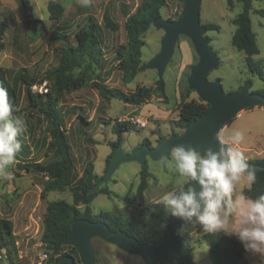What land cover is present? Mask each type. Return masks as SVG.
<instances>
[{
  "label": "rangeland",
  "instance_id": "374dc122",
  "mask_svg": "<svg viewBox=\"0 0 264 264\" xmlns=\"http://www.w3.org/2000/svg\"><path fill=\"white\" fill-rule=\"evenodd\" d=\"M26 1L31 9L30 12L22 7L21 0H0V23L6 24L2 35L4 42H0V69L7 71V83L17 96L18 112L13 114V117H21L26 120L27 124L26 131L18 136L21 151L17 154V163L9 169L11 177L8 178L0 173V219L9 220L13 226L12 234L8 238L10 242L8 261L32 264L36 260L37 252L45 251L40 239L46 201L64 200L72 203V194L69 190L53 191L48 194L47 200H44V197L37 204L39 189H42L45 183L44 176L31 169L27 171L25 167L35 162L44 164L55 158L53 152L48 154L51 124L43 114L29 108L26 87L20 81V75H26L29 79H38L49 89L56 109L62 117L63 128L67 132V140L74 158L75 179H78L88 163H93L95 174L103 175L106 157L112 151L107 144L117 140V135L111 130L115 120L128 121L136 126L132 122L137 119L135 116L148 118L147 110L152 112L151 115L154 117L167 118L169 115L170 119H175L179 100L188 101L191 97L199 99L195 93L189 96L187 92V79L199 57L192 47L191 58L187 62L183 61L179 47L183 40L189 41V38L185 35L179 36L174 54L163 74L166 98L164 100L160 98L159 102H150L143 107L141 112L133 111L138 106L131 107L117 99L100 98L98 91L91 83H87L83 88L72 93L57 92L54 88L53 77L47 78L46 74L48 70L57 66L60 50L66 45L75 47L77 34L87 29L90 24H96V34L99 39V44L91 58L92 66L95 68L94 73L98 75L95 77L97 82L109 80L106 83L108 87L120 88L125 93L133 92L136 86H154V81L158 76L154 70H145V66L148 60L159 52L165 32L160 27L151 26L148 29L143 36L145 42L142 47L141 65L143 68L137 78L125 85L121 79L123 73L118 69L115 52L120 45L126 44L124 30L126 16L136 10L141 0H90L88 6H83L81 0ZM166 1L171 4L172 0ZM51 3L62 7V12L56 19L49 14L48 5ZM243 6L241 0H233L232 8L227 6L226 0H202L200 5V25L218 26V30L203 33L204 37L209 38V45L218 58L217 67L208 74L207 79L209 81L219 80L225 94L236 92L246 84H249L250 92L264 90V81L258 75L249 72L244 53L237 51L231 44L236 28L233 20L242 11ZM181 8L184 10V2ZM248 9L259 49V54L253 59L262 66L264 71V16L257 14V10L264 11V0H251ZM160 14L162 20L171 21L168 19V5L161 9ZM106 17L115 29L106 25ZM55 35H65L67 40H53ZM91 60L85 59L83 67ZM180 68L182 72L179 77ZM79 72V68L75 69L74 76H77ZM178 89L182 90L180 98L177 93ZM256 107L258 106L244 108L242 111L246 114H242V118L234 117L230 127L223 134V127H221L218 130V139L220 140L221 136L228 139L232 131L241 130L245 133V139L240 145L250 146L255 151L263 150L259 159L264 160V131L257 127L260 119L256 116L257 118L253 117L252 123L245 121L251 114H259L264 119V112H251ZM172 121L173 119L170 122H163L160 128L153 122H149L144 129L136 126L141 130L123 133L120 150L126 154L137 150L143 140H150L152 129L160 130L163 136H166V133L172 134V132L182 133L183 129L174 126ZM248 155L255 156L253 152ZM142 167L134 161L119 162L111 173V181L104 185L113 195L97 194L90 205L92 213L94 215L121 213L127 205V200L138 213L142 203L137 201L133 194L139 184V172ZM144 167L153 175L150 180L152 185L150 190L154 189L158 193L165 194L176 181V173L171 161L164 168L160 162L148 159ZM240 184L248 186L244 182L238 185ZM101 185L95 190L101 188ZM132 186V195L128 199V191ZM79 208L83 211L84 206H79ZM150 213V216L138 215V224L153 241L151 245L164 234L166 228H162L161 224H166L165 221L172 218L168 217L169 214L165 209L157 211V208L153 206L150 207ZM145 217L150 219L146 221ZM200 227L199 224H193L187 226L184 232L192 239L190 249L194 262L210 264L208 247L200 236L202 232ZM90 247L94 255V264H145L139 254L128 253L100 237H91ZM65 252L74 259L75 264H83L74 245L66 244ZM8 261H0V264H6ZM245 263L264 264V261L258 256L245 252Z\"/></svg>",
  "mask_w": 264,
  "mask_h": 264
},
{
  "label": "trees",
  "instance_id": "16d2710c",
  "mask_svg": "<svg viewBox=\"0 0 264 264\" xmlns=\"http://www.w3.org/2000/svg\"><path fill=\"white\" fill-rule=\"evenodd\" d=\"M241 1L244 6L242 11L233 20L236 28L231 38V44L237 51L244 53L249 72L258 75L264 81L262 66L253 59L254 56L259 54V49L257 47L255 33L252 30L248 4L246 0ZM226 2L227 6L232 8L233 0H226ZM21 4L25 10L28 12L31 11L26 0H21ZM165 5L166 0H141L136 10L126 16L124 24L126 44L120 45L115 52L118 69L123 73L122 82L124 84L132 82L142 70V47L145 45L143 36L152 26L153 22L161 17L160 11ZM48 10L51 17L56 19L62 12V7L51 3L48 5ZM257 14L263 17L264 11L257 10ZM105 21L106 25L115 29V26L110 23L107 17ZM203 27L205 32L218 30V26L212 24H205ZM5 28L6 24L0 23V36L4 34ZM57 39L67 40V37L65 35H55L53 40ZM205 39L208 43L210 42L209 38L205 37ZM76 40L77 45L75 47L66 45L60 50V58L57 66L48 70L46 74L47 78L53 77L54 88L57 92L72 93L83 88L87 83H91L98 91L100 98L104 100L117 99L124 104L132 106L145 104L153 97L163 100L166 98L163 79L156 80L153 87L137 86L131 93H125L118 88L108 87L104 84V81L97 82L95 77L98 75L94 73L95 68L92 66L91 60L99 44V39L96 34V24L92 23L87 29L81 30L77 34ZM88 58L91 60V64L89 63L83 67L85 59ZM78 68L80 72L77 76H74L73 71ZM6 77L7 71L0 69V87L8 90L9 100L14 108L13 115L18 112L17 96L13 88L7 83ZM20 81L26 87L29 108L37 110L50 121L51 128L49 131L50 141L48 143V154L53 152L55 155L52 161L44 164L39 162L31 163L25 169L27 171L31 169L35 173L47 177L41 191V199L52 191L63 192L69 190L72 194V203H67L64 200H56L46 204L43 230L40 239L41 245L49 254L48 260L44 264H58L62 258L68 256L65 252L66 242L71 235L73 223L78 220L101 222L106 224L112 232L121 231L136 238L140 243H152L153 241L140 228L138 218L133 216L122 218L109 213L92 215L89 208V205L97 194L113 195L106 187L98 190L95 189L105 179L109 161L115 150L121 145L122 134L138 130L137 127L128 121L115 120L111 130L117 135V140L108 144L112 151L106 157L103 175L97 176L94 172L93 163H88L82 175L78 179H75L74 158L67 140V132L63 128L62 117L56 109L54 99H52L49 91L42 94H33L31 92V86L39 83L38 79H29L26 75L21 74ZM187 92L191 91L187 88ZM255 93L264 97V90L255 91ZM208 110L209 105L199 99L181 101L178 107V120L174 121L173 124L180 129H185ZM143 144L150 145V142L145 139L141 145ZM249 161L261 166L262 169L255 172L256 180L251 188L244 189L242 193L255 198L259 194H264V160L253 159ZM151 177L152 175L148 172L147 168L143 166L139 172V184L135 193L137 201L143 199V192L146 190ZM79 206H84L83 211L80 210ZM153 207L158 208L157 205H153ZM139 215L150 216V209H141ZM168 217L173 218L170 215ZM12 231V223L6 219H0V250H6L7 261L9 260L8 247L10 244L8 238L11 236ZM201 238L207 244L210 264H246L243 262L245 254L244 247L234 236H226L223 233H204ZM184 239L191 247L192 239L185 232ZM8 264L25 263L8 261Z\"/></svg>",
  "mask_w": 264,
  "mask_h": 264
},
{
  "label": "clouds",
  "instance_id": "9594fccd",
  "mask_svg": "<svg viewBox=\"0 0 264 264\" xmlns=\"http://www.w3.org/2000/svg\"><path fill=\"white\" fill-rule=\"evenodd\" d=\"M88 6L90 0H81ZM13 105L8 90L0 87V173L10 178L9 169L17 163L21 151L18 136L26 131V120L13 117ZM245 139L241 130L231 132L227 140H218V149L211 147L203 152L188 145H175L160 163L167 167L171 161L176 181L164 194L159 204L174 218L183 221L178 234L185 226L199 224L205 233H223L234 236L245 252L264 261V194L255 198L243 193L234 195L237 185L246 179L249 188L255 183V170L249 166L239 150ZM194 184L199 185V191ZM150 218L145 217L148 221ZM166 228V224H161Z\"/></svg>",
  "mask_w": 264,
  "mask_h": 264
},
{
  "label": "water",
  "instance_id": "95a60500",
  "mask_svg": "<svg viewBox=\"0 0 264 264\" xmlns=\"http://www.w3.org/2000/svg\"><path fill=\"white\" fill-rule=\"evenodd\" d=\"M201 1L183 0L184 10L177 21L162 20L160 17L153 22L156 27L164 30L165 35L161 40L159 53L149 62L148 67L156 69L161 79L177 37L179 35L188 36L199 57L197 64L191 68L187 79L188 87L197 94L200 100L209 105V110L189 124L181 134L160 138L155 147L143 144L130 154L124 153L118 147L109 161L103 182L108 179L119 162H141L145 156L160 161V156L167 155L175 145H190L201 152L209 147L218 149V130L221 127L236 117L238 112L244 108L264 105V97L258 93L250 92L249 84L244 85L239 91L225 94L218 80L213 82L207 80V74L217 67L218 58L203 36L205 29L199 22ZM246 2L249 6L251 0H246ZM247 163L255 172L262 169L261 166L253 164L249 160ZM194 187L199 191L198 184H194ZM182 224L183 221L179 218L169 219L166 221L167 227L163 236L156 243L150 245L140 243L136 238L121 231L112 232L104 223L78 220L73 223L71 235L66 244H72L77 248L83 264H94V255L90 247V238L93 236L100 237L128 253L139 254L145 264H196L191 257L190 246L184 239V232L178 234ZM59 264H75V261L71 256H65Z\"/></svg>",
  "mask_w": 264,
  "mask_h": 264
},
{
  "label": "crops",
  "instance_id": "0c3cea01",
  "mask_svg": "<svg viewBox=\"0 0 264 264\" xmlns=\"http://www.w3.org/2000/svg\"><path fill=\"white\" fill-rule=\"evenodd\" d=\"M167 2V1H166ZM165 7V6H164ZM163 7V8H164ZM152 26L153 27H156V25H154V24H152ZM179 36H181V35H179ZM178 36V37H179ZM186 36V35H185ZM178 37H177V39H176V41H175V44H174V48H173V52H172V55H171V57H170V59H169V61L167 62V64H166V66H165V68H164V71H163V73H162V78L161 79H163V74H164V72H165V70H166V68L168 67V64H169V62H170V60H171V58H172V56H173V54H174V50H175V46H176V43H177V40H178ZM188 37V36H187ZM189 38V37H188ZM192 47H193V45H192V42H191V40L189 39V41L188 40H183L182 42H181V45H180V50H181V55H182V59H183V61L184 62H187L188 60H189V58H191V56H192ZM160 48H161V43H160ZM193 49H194V47H193ZM160 51V50H159ZM195 51V50H194ZM159 53V52H158ZM158 53H155L149 60H148V62L146 63V66H145V70L146 69H150V70H154L155 72H156V74H157V78H156V80H158V79H160L159 78V75H158V72H157V70L156 69H154V68H150V67H148V64H149V62H151L155 57H156V55L158 54ZM141 62H142V58H141ZM216 68V67H215ZM214 68V69H215ZM214 69H212V70H214ZM211 70V71H212ZM210 71V72H211ZM181 72H182V69L180 68V71H179V77H180V75H181ZM209 72V73H210ZM208 73V74H209ZM139 74V73H138ZM138 74L136 75V77L135 78H137V76H138ZM208 74H207V76H208ZM207 76H206V78H207ZM104 79L106 78V77H103ZM122 79V78H121ZM180 78H178V80H179ZM156 80L154 81V84H155V82H156ZM177 80V81H178ZM208 80V79H207ZM164 81V80H163ZM209 81V80H208ZM214 81H216V80H214ZM219 81V80H218ZM109 82V80H106V81H104V84L106 85V83H108ZM209 82H213V81H209ZM220 82V81H219ZM164 83H165V81H164ZM126 85V84H125ZM220 85H221V83H220ZM187 86H188V83H187ZM137 87V86H136ZM153 87V86H152ZM111 88H117V87H111ZM118 89H120V88H118ZM188 89H189V87H188ZM190 90V89H189ZM240 90V89H239ZM238 90V91H239ZM178 92V95H179V98H180V91H182L181 89H178L177 90ZM191 92H189V96H191V94L192 93H195L194 91H192V90H190ZM166 94V93H165ZM196 94V93H195ZM197 95V94H196ZM156 98L155 97H153V99H151L150 101H148L147 103H145V104H142V105H140V106H138V107H135L134 109H133V111H135V112H141L142 111V109H143V107L144 106H146V105H148V104H150V102H152V101H156V102H159V100H161L160 98H157V100H155ZM191 99H193L192 97L189 99V100H191ZM188 100V101H189ZM196 100V99H195ZM181 102V100H179L178 101V104ZM126 105H129V104H126ZM131 107H134V106H132V105H130ZM259 110V111H258ZM250 112V111H249ZM252 113H256V112H264V107H256L255 108V110L254 111H251ZM151 113L152 112H150L149 110H147L146 111V114L148 115V118H143V117H141V116H135L137 119H134V120H139L140 122H142L144 125L142 126V127H140V128H142V129H144V127H146L148 124H149V122H153V124H156L157 126H158V128H160V126H161V124L163 123V122H166V121H171V119H173V121L172 122H174V121H177L178 120V117H179V111L177 110L176 111V117H175V119L174 118H169V115L167 116V118H159V117H154L153 115H151ZM242 114H246V112H241L240 114H238V115H236V118H242ZM258 117V119H260V122H257L258 124H257V127L261 130V131H264V119H262L261 117H260V115L258 114V115H256V114H251L250 115V117H249V119H246L245 121H246V123H247V121L249 122V123H252V121H253V117L254 118H257ZM259 121V120H258ZM231 123V121H229L227 124H225L224 126H223V130H222V134L223 133H225L227 130H228V128L230 127V124ZM250 126V125H249ZM137 127H139V126H137ZM138 129V128H137ZM138 130H141V129H138ZM184 130V129H183ZM172 134H174L173 132H172ZM172 134H170V133H166V136H163V134H162V132L160 131V130H158V129H152L151 131H150V136H151V138H150V140H148L149 142H150V146L151 147H155L156 146V144H157V141L160 139V138H167V137H169L170 135H172ZM181 134V133H180ZM220 140H227L226 138H224L223 136H221V138H220ZM108 145V144H107ZM121 147V146H120ZM119 147V148H120ZM236 147H238L239 148V150H241L242 152H243V154H244V156L246 157V159L247 160H253V159H259V156H260V154L262 153V151H255V150H253V148H250V146H242V145H237ZM250 152H253L254 153V157L253 156H250V155H248ZM115 153V152H114ZM148 159H150V160H152L153 162H160L159 160H154V159H152L151 157H149V156H145V158L141 161V162H139V161H134V162H137V163H139L141 166H144V165H146V161L148 160ZM163 165V164H162ZM163 167L164 168H166L164 165H163ZM115 168V167H114ZM113 172V171H112ZM111 172V173H112ZM111 173H110V175H109V177H108V179L105 181V182H103L102 183V187H104V185H106L108 182H110L111 181ZM151 174V173H150ZM97 175V174H96ZM152 175V174H151ZM97 176H101V175H97ZM152 177H153V175H152ZM152 177H151V179H152ZM150 179V180H151ZM44 180L46 181L47 180V177H45L44 176ZM150 180H149V182H148V186H147V188H146V190L143 192V199L141 200V201H139V202H141L142 203V207L139 209V211L141 210V209H150V207L151 206H153V205H157V211H160V210H162V209H165L164 208V206L162 205V204H159V200H160V198L164 195V194H162V193H158V192H156L154 189H152V190H150V188H151V184H150ZM247 183V181H246V179H242L241 180V182L240 183ZM101 187V188H102ZM43 188V187H42ZM246 188H248V186H245V184L244 185H237V188H236V190H235V193H234V195H236V194H239V193H242V191L244 190V189H246ZM100 189V188H99ZM132 189H133V186L132 187H130V189H129V191H128V199H129V196L130 195H132ZM41 191H42V189H39V195H38V198H37V204H39L40 202H41ZM53 192V191H52ZM147 192H149L148 193V195L146 196V193ZM50 193V192H49ZM49 193H47L46 195H45V198H44V200H47V196H48V194ZM136 193V192H135ZM135 193L133 194V195H135ZM166 194V193H165ZM97 196V195H96ZM95 196V197H96ZM94 200V199H93ZM48 202H51V201H46V204L48 203ZM92 203V202H91ZM91 205V204H90ZM90 205H89V208H90V211H91V214L92 215H94L93 213H92V210H91V207H90ZM45 210H46V207H45ZM136 211V213H134ZM139 211H138V213H137V210L135 209V208H133L130 204H129V202H128V200H127V205H126V207L125 208H123L122 209V212L121 213H115V214H111V215H115V216H120V217H122V218H126V217H130V216H133V217H136V218H138V215H139ZM167 213V212H166ZM96 215V214H95ZM165 223H166V221H165ZM201 226V225H200ZM202 230V232H201V235L200 236H202L205 232H204V230H203V227L201 226L200 227ZM191 253H192V250H191ZM191 257H192V255H191ZM193 259V258H192ZM194 261V260H193ZM243 262L245 263V254H244V258H243ZM247 264V263H246Z\"/></svg>",
  "mask_w": 264,
  "mask_h": 264
},
{
  "label": "built area",
  "instance_id": "2783aa9c",
  "mask_svg": "<svg viewBox=\"0 0 264 264\" xmlns=\"http://www.w3.org/2000/svg\"><path fill=\"white\" fill-rule=\"evenodd\" d=\"M183 3V0H172L171 4L166 2V5L169 6V15L168 19L171 21H177L183 12V9L181 8V5ZM0 42H4V37L0 36ZM49 91L48 88H46V85L43 83H36L31 86V92L33 94L39 93H47ZM136 126L142 127L144 124L140 122L139 120H133L132 121ZM49 254L46 251H39L36 254V260L32 262V264H44L48 260ZM0 261H7V253L5 249L0 250ZM8 264V262L6 263Z\"/></svg>",
  "mask_w": 264,
  "mask_h": 264
}]
</instances>
